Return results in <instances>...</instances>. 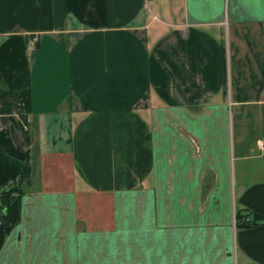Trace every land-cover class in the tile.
<instances>
[{
	"label": "crops",
	"instance_id": "0c3cea01",
	"mask_svg": "<svg viewBox=\"0 0 264 264\" xmlns=\"http://www.w3.org/2000/svg\"><path fill=\"white\" fill-rule=\"evenodd\" d=\"M261 143L264 0H0V264H264Z\"/></svg>",
	"mask_w": 264,
	"mask_h": 264
},
{
	"label": "trees",
	"instance_id": "16d2710c",
	"mask_svg": "<svg viewBox=\"0 0 264 264\" xmlns=\"http://www.w3.org/2000/svg\"><path fill=\"white\" fill-rule=\"evenodd\" d=\"M23 175L21 181L24 179ZM18 188L10 190H2L1 188L13 184L4 179L0 181V244L10 233L15 225L19 223L21 215V197L25 193V188H22V184L18 181ZM4 189V188H3ZM15 196V198H14ZM251 214H255L253 211H238L237 212V222L239 227H249L257 224V214L251 217ZM257 216V217H256ZM248 217L249 222H245L244 218Z\"/></svg>",
	"mask_w": 264,
	"mask_h": 264
},
{
	"label": "built area",
	"instance_id": "2783aa9c",
	"mask_svg": "<svg viewBox=\"0 0 264 264\" xmlns=\"http://www.w3.org/2000/svg\"><path fill=\"white\" fill-rule=\"evenodd\" d=\"M36 41H37V38H36V37H32V38L29 40L28 47H29V48H32L33 46H35L36 43H37ZM25 127H26V129L28 128L27 125H25ZM260 146H261V148L264 150V143H261ZM249 219H250V218L245 217V218H244V221H245V222H249Z\"/></svg>",
	"mask_w": 264,
	"mask_h": 264
}]
</instances>
